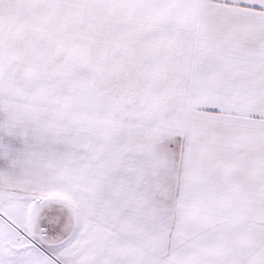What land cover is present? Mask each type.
Listing matches in <instances>:
<instances>
[{
	"label": "snow or ice",
	"instance_id": "1",
	"mask_svg": "<svg viewBox=\"0 0 264 264\" xmlns=\"http://www.w3.org/2000/svg\"><path fill=\"white\" fill-rule=\"evenodd\" d=\"M0 264H264V0H0Z\"/></svg>",
	"mask_w": 264,
	"mask_h": 264
}]
</instances>
